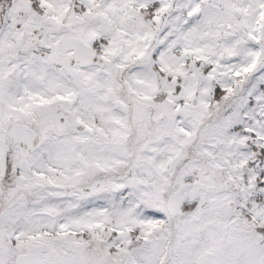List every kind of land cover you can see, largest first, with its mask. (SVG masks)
Here are the masks:
<instances>
[{
    "label": "snow or ice",
    "instance_id": "obj_1",
    "mask_svg": "<svg viewBox=\"0 0 264 264\" xmlns=\"http://www.w3.org/2000/svg\"><path fill=\"white\" fill-rule=\"evenodd\" d=\"M0 264H264V0H0Z\"/></svg>",
    "mask_w": 264,
    "mask_h": 264
}]
</instances>
